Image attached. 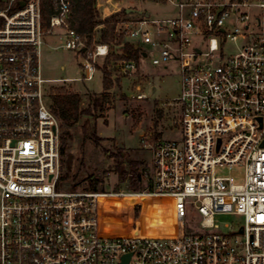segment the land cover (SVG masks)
Here are the masks:
<instances>
[{
	"label": "built area",
	"instance_id": "1",
	"mask_svg": "<svg viewBox=\"0 0 264 264\" xmlns=\"http://www.w3.org/2000/svg\"><path fill=\"white\" fill-rule=\"evenodd\" d=\"M152 1L160 11L97 0L103 20L139 11L117 16L113 40L89 47L73 27L72 0H53L50 15L41 0H0V264H264V0ZM57 29L81 58L82 80L114 53L124 75L141 59L178 64L182 136H142L152 154L143 193L60 188L59 119L42 66L44 38ZM228 42L236 53H226ZM138 91L133 98L147 97ZM238 164L244 183L216 174ZM139 194L171 199L176 234L103 232L113 200ZM188 209L204 231H186ZM228 214L243 222L210 231Z\"/></svg>",
	"mask_w": 264,
	"mask_h": 264
},
{
	"label": "rangeland",
	"instance_id": "2",
	"mask_svg": "<svg viewBox=\"0 0 264 264\" xmlns=\"http://www.w3.org/2000/svg\"><path fill=\"white\" fill-rule=\"evenodd\" d=\"M100 1L107 5L109 10L114 9V6L110 4L114 3V0ZM125 5L136 6L138 9L149 8L153 12L160 11L152 0H124L118 6L123 8ZM99 39L100 30L97 28L90 47L100 42ZM62 44V32L58 29L54 34L44 38L42 66L44 76L48 78L46 96L49 99L51 93L59 92L60 88L78 92L83 98L82 107L91 106L92 114L82 116L74 125L62 126L59 121L60 146L62 136L66 138L67 143L66 153L61 155V165H63L61 174L67 173L71 177L62 186L60 185V188L70 189L75 178L79 190H89L93 181L99 189L104 188L105 191L130 192L127 188V181L122 180L116 171L115 164L118 159L116 154L120 151L124 152L123 163L126 168L129 167L130 160H145L147 163L152 154L142 145L141 139L144 134L154 133L156 139H180L182 136V105L177 100L181 94L178 64L171 62L168 67H165L163 64H154L152 58L141 59L131 74L124 75L117 65L119 55L114 53L108 58L99 57L97 62L99 70L92 80L86 81L80 79L81 58L78 57L77 51L63 48ZM236 51V43L226 44L227 54H234ZM154 54V51H151V55L154 56ZM105 65H108V71L115 78L107 91L104 89L103 82ZM139 87L146 94V98L132 97L139 93ZM153 87L156 89L154 90ZM92 96L100 99L99 106L93 105ZM176 121L178 124H175ZM93 132L96 137L92 136ZM216 174L232 176L236 183L241 184L245 181L246 169L243 164L232 167L218 166ZM144 189L145 185L142 190L133 192L143 193ZM127 200L126 197L113 200L114 212L105 214L103 211L102 220L111 221V226L115 231L131 232L141 215L142 204L146 210L144 224L147 227L148 220L156 207L155 199L135 196V200L141 203L138 205V216L133 206L131 212L128 210L124 215L118 211ZM159 203L166 206L163 199ZM125 208L129 209L128 206ZM172 211L173 206H166L156 231L164 232L166 227L177 230V220ZM200 220L201 215L197 211L188 209L184 219L186 231H204L200 228ZM242 222L243 219L238 215H220L216 218L219 228L210 231L230 232Z\"/></svg>",
	"mask_w": 264,
	"mask_h": 264
},
{
	"label": "trees",
	"instance_id": "3",
	"mask_svg": "<svg viewBox=\"0 0 264 264\" xmlns=\"http://www.w3.org/2000/svg\"><path fill=\"white\" fill-rule=\"evenodd\" d=\"M43 8L48 12L50 15L53 11V0H41ZM97 0H72V22L73 27L82 35L86 37V45L90 47L93 43V40L96 35V28L99 25L100 27V42H110L114 38V31L116 27V17L122 14H126L125 10H122L112 16L101 19L98 13L97 7ZM0 6H4L3 3H0ZM126 50L131 52L135 58L138 59L139 54L138 51L134 49L132 45H126ZM108 65L104 67V89L107 91L113 83L115 79L114 76L108 71ZM107 95V94H105ZM93 105L95 107L99 106L100 99L98 97L92 96ZM82 95L78 92H70L66 91L65 88H60L59 92L51 93L48 102L50 104L51 109L58 117L60 124L62 126L66 125H74L76 124L82 116H89L92 114L91 106L87 108L82 107ZM59 124V127H60ZM93 137L95 133H92ZM61 146L60 151L61 155H64L67 150V143L66 138L62 136L61 138ZM118 159L117 163L115 164L116 171L120 174L122 180L127 181V188L130 191H139L142 190L144 187V180L142 171L146 166L145 160H130L129 167L126 168L123 163L124 152L120 151L116 154ZM121 158L122 160H120ZM63 165H61L62 169ZM71 177L69 174H61L59 185L62 186L64 182L69 180ZM78 188V183L75 181L71 185L70 190H76ZM89 190H102L105 191L104 188L99 189V187L92 181L91 186L88 188ZM135 196H132L130 200L128 199L124 206L119 207V210L123 215L127 213L129 210L131 212L132 206L136 203ZM141 204V203H140ZM128 206L129 209L125 207ZM142 211L139 219L136 222V226L131 231L134 235H140L147 231V228L144 224V217L146 216L145 207L141 204ZM136 216L139 215V206L137 205L135 208ZM103 227L105 228L106 232L108 233H122L121 231H115V229L111 226V221L106 222L103 219L102 222ZM173 231V228L166 227L164 229L165 234H169ZM126 232V233H131ZM159 233L158 231H155Z\"/></svg>",
	"mask_w": 264,
	"mask_h": 264
},
{
	"label": "bare ground",
	"instance_id": "4",
	"mask_svg": "<svg viewBox=\"0 0 264 264\" xmlns=\"http://www.w3.org/2000/svg\"><path fill=\"white\" fill-rule=\"evenodd\" d=\"M134 196H137V195H134ZM139 196L147 197L144 194H139ZM152 198L155 199L156 207H155L153 215L148 220L147 227H146L147 231L145 233H143V234H140V235H160V236H165V235L176 234L177 230L174 229V228H173V231L170 232L169 234H165L163 231L159 232V233L155 232L157 230L159 224H160V221H161V218H162V213L166 209V206H173V205H172L171 199L169 197L160 198L159 196H152ZM162 199L165 200V203H166L165 205L166 206H164L162 203L161 204L159 203V201L162 200ZM101 222H103L102 217H101ZM102 230H103V232H106V230L103 227V225H102Z\"/></svg>",
	"mask_w": 264,
	"mask_h": 264
},
{
	"label": "water",
	"instance_id": "5",
	"mask_svg": "<svg viewBox=\"0 0 264 264\" xmlns=\"http://www.w3.org/2000/svg\"><path fill=\"white\" fill-rule=\"evenodd\" d=\"M23 3H24V2H22V4H23ZM126 11H127L128 13H134V12H138L139 10H137V9H135V8H127ZM84 49H86V48H84Z\"/></svg>",
	"mask_w": 264,
	"mask_h": 264
},
{
	"label": "crops",
	"instance_id": "6",
	"mask_svg": "<svg viewBox=\"0 0 264 264\" xmlns=\"http://www.w3.org/2000/svg\"><path fill=\"white\" fill-rule=\"evenodd\" d=\"M134 212H135V208H134Z\"/></svg>",
	"mask_w": 264,
	"mask_h": 264
}]
</instances>
